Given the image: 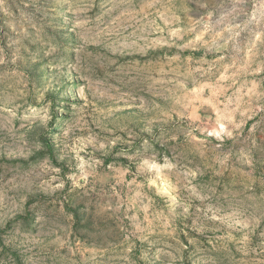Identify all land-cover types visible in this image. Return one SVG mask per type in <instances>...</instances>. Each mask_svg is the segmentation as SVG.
<instances>
[{"label":"rangeland","instance_id":"obj_1","mask_svg":"<svg viewBox=\"0 0 264 264\" xmlns=\"http://www.w3.org/2000/svg\"><path fill=\"white\" fill-rule=\"evenodd\" d=\"M0 264H264V0H0Z\"/></svg>","mask_w":264,"mask_h":264}]
</instances>
